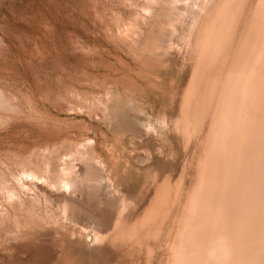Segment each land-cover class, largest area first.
I'll list each match as a JSON object with an SVG mask.
<instances>
[{"label":"rangeland","instance_id":"rangeland-1","mask_svg":"<svg viewBox=\"0 0 264 264\" xmlns=\"http://www.w3.org/2000/svg\"><path fill=\"white\" fill-rule=\"evenodd\" d=\"M219 1L0 0V264H147L83 228L133 223L193 161L173 123Z\"/></svg>","mask_w":264,"mask_h":264},{"label":"bare ground","instance_id":"bare-ground-1","mask_svg":"<svg viewBox=\"0 0 264 264\" xmlns=\"http://www.w3.org/2000/svg\"><path fill=\"white\" fill-rule=\"evenodd\" d=\"M167 125L165 117L148 127ZM173 126L185 152L196 147L191 164L175 182L169 175L158 184L133 223L109 237L83 228L84 243L109 240L144 253L147 264L157 248L160 264H264V0L219 1Z\"/></svg>","mask_w":264,"mask_h":264}]
</instances>
